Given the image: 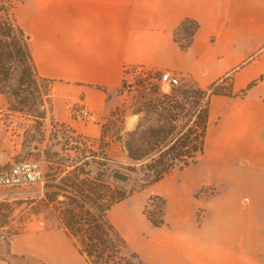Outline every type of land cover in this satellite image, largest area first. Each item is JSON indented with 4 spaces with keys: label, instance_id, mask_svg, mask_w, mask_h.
I'll list each match as a JSON object with an SVG mask.
<instances>
[{
    "label": "crops",
    "instance_id": "obj_1",
    "mask_svg": "<svg viewBox=\"0 0 264 264\" xmlns=\"http://www.w3.org/2000/svg\"><path fill=\"white\" fill-rule=\"evenodd\" d=\"M10 10L37 76L50 81L52 120L83 136L100 135L127 69L175 72L200 89L228 78L234 93L247 90L211 95L203 155L107 217L146 264H264V0H18ZM186 18L199 27L182 50L173 32ZM80 103L85 120L71 114ZM150 196L164 202L160 227L144 214ZM23 240L37 251L19 248ZM10 247L27 259L18 264H87L62 226ZM0 264L12 263L0 255Z\"/></svg>",
    "mask_w": 264,
    "mask_h": 264
},
{
    "label": "trees",
    "instance_id": "obj_2",
    "mask_svg": "<svg viewBox=\"0 0 264 264\" xmlns=\"http://www.w3.org/2000/svg\"><path fill=\"white\" fill-rule=\"evenodd\" d=\"M10 9L0 1V93L7 99L10 95L17 97L18 104L33 111L37 100L41 103L43 96L50 98V94L43 91L46 86L41 83L43 80L50 81L37 76L27 36L12 15L8 19ZM198 27L196 20L186 18L175 29L173 39L180 49L188 48ZM148 79L147 76L138 83L141 100L132 110L139 115L137 125L124 135L119 130L113 134L132 162L128 170L141 173L139 183L125 190L105 179L113 177L115 172L107 173L110 158L106 149L109 144L101 149V156L97 150H91V177L87 174L85 178L67 180L66 185L70 188L66 194L68 202L59 210V221L75 240L87 264H146L109 221L108 210L133 193L161 180L172 169H183L195 163L204 152L209 97L243 96L247 91L234 93L229 79L225 78L206 89L191 85L162 93L158 83ZM11 80H15L16 85ZM50 89L49 85L47 91ZM22 91H26L27 95L21 97ZM119 110H111L110 117H114ZM120 111L122 119L125 110ZM187 115L195 117L193 124H179V120ZM44 117V114L35 115L36 119ZM100 137H103V131ZM112 180L117 181L114 177ZM62 181L63 178H60L52 182V189L57 190L52 192L53 195L62 189ZM156 200L161 206L158 210H149V203ZM163 207L164 202L158 196H150L144 206L147 220L155 227L165 224Z\"/></svg>",
    "mask_w": 264,
    "mask_h": 264
},
{
    "label": "rangeland",
    "instance_id": "obj_3",
    "mask_svg": "<svg viewBox=\"0 0 264 264\" xmlns=\"http://www.w3.org/2000/svg\"><path fill=\"white\" fill-rule=\"evenodd\" d=\"M0 1L9 8L18 0ZM3 17L7 16L3 14ZM9 18H11V10L8 12ZM132 71H126L123 83L115 96V106L111 109L112 111L116 108L124 109L125 113L121 119L120 110L114 114V117H110L109 112L101 121L102 138L100 137L101 131L98 137L89 138L76 133L64 124L54 122L49 113L50 98L46 99L43 96L41 103L37 100L32 111L18 104L17 97L10 95L7 99L2 95L0 140L4 143V147L0 155V167L7 166L13 160L39 159L45 179L44 184H30L9 192L8 200L0 203V255L12 264H18L27 259L11 252V241L21 238L27 232H38L46 228L61 226L59 210L68 202L66 194L70 190L66 185L67 180L75 177L85 178L87 174L91 177V150H97L101 156L103 154L101 149L103 147L105 149L104 145L109 144L106 149L110 158L107 163V173L119 171L128 177L126 181H113V177L105 178L106 180L112 181L116 186L125 190H130L139 183L141 173L128 170L132 162L126 156L122 144L113 137L118 130L124 135L134 129L139 119V115L134 114L132 110L141 100L138 83L144 77L141 73L132 74ZM141 72L149 74V82H156L150 71L141 70ZM10 82L16 85L15 80ZM41 83L46 86L43 91L51 95V89L47 91L50 83L44 80ZM183 86L191 85L182 82L179 87ZM158 88L162 93H169L172 90L161 83H158ZM25 95L27 92L22 91L21 97ZM38 114H44V119H36L35 115ZM194 118V116L187 115L179 120V124L185 123L191 126ZM60 178H63L62 189L58 190V194L53 195L52 192H57V190L52 189L51 184ZM149 204V210L152 208L158 210L161 206L158 200ZM2 234L6 235L4 239L1 238ZM36 244L38 243H28L26 240L17 243L19 248L33 252L37 251L35 250ZM82 263L80 258L75 261V264Z\"/></svg>",
    "mask_w": 264,
    "mask_h": 264
},
{
    "label": "built area",
    "instance_id": "obj_4",
    "mask_svg": "<svg viewBox=\"0 0 264 264\" xmlns=\"http://www.w3.org/2000/svg\"><path fill=\"white\" fill-rule=\"evenodd\" d=\"M131 70H133L132 74L141 73L144 78L149 75L147 72H141V70H146L144 68ZM146 71H150L156 82L164 84L170 90L179 87L182 83L181 76L178 73L170 71ZM71 114L77 120H85L89 117L90 111L85 104L80 103L72 107ZM37 183H45L41 160L21 159L11 161L7 166L0 167V203L8 200L9 192ZM5 236L2 234L1 238L4 239Z\"/></svg>",
    "mask_w": 264,
    "mask_h": 264
},
{
    "label": "water",
    "instance_id": "obj_5",
    "mask_svg": "<svg viewBox=\"0 0 264 264\" xmlns=\"http://www.w3.org/2000/svg\"><path fill=\"white\" fill-rule=\"evenodd\" d=\"M113 177L120 181H126L128 179L127 175L119 171H115Z\"/></svg>",
    "mask_w": 264,
    "mask_h": 264
},
{
    "label": "bare ground",
    "instance_id": "obj_6",
    "mask_svg": "<svg viewBox=\"0 0 264 264\" xmlns=\"http://www.w3.org/2000/svg\"><path fill=\"white\" fill-rule=\"evenodd\" d=\"M133 119V118H132ZM132 123V122H131ZM133 124V123H132Z\"/></svg>",
    "mask_w": 264,
    "mask_h": 264
}]
</instances>
